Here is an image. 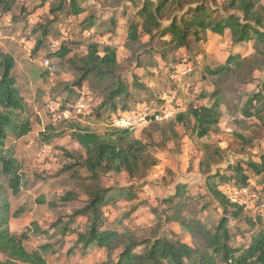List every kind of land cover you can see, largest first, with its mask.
I'll return each instance as SVG.
<instances>
[{"label": "trees", "instance_id": "16d2710c", "mask_svg": "<svg viewBox=\"0 0 264 264\" xmlns=\"http://www.w3.org/2000/svg\"><path fill=\"white\" fill-rule=\"evenodd\" d=\"M47 1L52 19L33 28L32 33L39 35L35 39L32 53L46 51V56L61 61L70 55L65 62L68 63L66 70L73 75V80L64 85V90L69 96L75 95L72 101L60 97L53 101L58 102L60 107L75 102L80 97L78 91L85 81H94V87L100 90V100L89 114L49 123L46 130L40 132L41 138L50 142L63 132H57L56 127L63 124L68 126L70 137L79 145L82 154L73 156L63 152L73 160L72 164H65L64 169L75 171L81 168L86 173L84 179L91 184L85 186L86 199L82 206L73 210L64 221L60 218L51 225L63 237H75L66 253L59 255L61 261L66 262L76 253L84 258L93 250L105 249L106 259L97 264H264V220L260 214L264 208V154H260L257 161H246L245 167L240 164L232 166L229 168L231 174L219 171L212 173L210 162L207 159L201 160L200 169L206 177L205 186L221 211L220 217L217 220L202 219L196 215L187 217L184 211L188 208V201L195 200L196 196L185 195L184 185H179L175 193L163 201L165 208L155 214L157 224L151 238L135 237L121 222L118 225L123 231L114 226H106L103 208L114 205L118 200H134L136 191L133 186L112 188L100 184L102 176L109 173L125 174L128 179L143 177L157 164L158 160L150 151L148 142H153L154 134L163 133L160 123L168 122V130L175 140L179 138L175 129L177 124L185 132L199 138L218 133L227 90L221 82L226 81V78L239 75L242 76L241 81L246 82L252 79L253 72L260 71L263 76L259 87L264 89V6L259 4L260 0H227L221 5L222 13L218 12L217 0H142L139 8L127 18L123 47L129 52L134 67L145 73L154 69L161 78L165 77L164 80H171V85L177 90L175 98L180 100L181 105L188 95L187 90L194 87V81L189 77L202 65L201 53L204 51L201 47L206 31L221 36L229 33L233 45L252 41L253 51L249 57L231 54L221 66L209 70L211 76H216L212 82L213 90L202 92L196 97L208 99L209 104L195 105L189 102L185 108L162 120L150 116L147 120L148 128L143 130L144 133L150 131L146 133L148 142L134 136V127L108 128L100 132L81 125V120H101L105 113L112 126L113 116L128 115L138 106L133 108L134 102L130 103L133 92L128 82L117 73L119 61L115 46L90 42L86 45V53L80 57L72 55L71 48L63 41L56 50H47L45 41L52 36L51 25L61 17L87 14L81 19L80 28L88 34L104 23L97 22V15L89 12L84 0H42L41 5ZM126 1L134 3L133 0ZM16 3L17 0H0V12L10 13ZM24 10L25 7H21V11ZM125 15L126 12L121 11L118 16L113 14L110 17L112 26H108L106 31L111 36L117 35V19ZM190 62L193 71L176 77L178 68ZM15 64L14 57L0 49V264H49L46 255L56 253L52 244L29 247L27 241L32 234L27 231L17 234L10 229V219L19 217L23 208L12 211L9 197L18 196L27 185L23 182L14 143L32 130L31 119L22 116L26 101L16 86L17 80L13 74ZM61 68L54 71L59 74ZM239 76L236 78L240 79ZM138 81L134 75L133 88L144 89ZM185 86L188 87L186 91ZM163 95L159 97L160 103L154 109L161 105ZM245 97L237 110L244 118H255L264 124L263 91L258 90ZM143 104L148 105L146 102ZM46 131L55 134L47 135ZM9 137L13 139V144L7 146L6 140ZM237 138L243 144L248 143L242 134H237ZM206 152L211 157L219 153L217 150L212 151L209 145H206ZM71 176L77 175L72 173ZM258 177L263 187L256 183ZM227 186L247 187L248 193L253 194L251 200L257 210L253 211L246 204L231 200L224 191ZM76 198L74 192L66 191L60 199L67 203ZM203 207L208 208L206 204ZM78 217L86 218L87 222L80 224L77 222ZM167 222L176 223L181 231L190 236L193 244L182 241L171 230L162 229ZM240 224L247 228L241 229ZM31 226L35 234L51 238L47 230L39 229L34 222ZM236 233L243 238L238 246L232 245ZM115 245L119 247H116L118 250L114 254Z\"/></svg>", "mask_w": 264, "mask_h": 264}, {"label": "rangeland", "instance_id": "374dc122", "mask_svg": "<svg viewBox=\"0 0 264 264\" xmlns=\"http://www.w3.org/2000/svg\"><path fill=\"white\" fill-rule=\"evenodd\" d=\"M133 1L134 3L126 0L120 2H116V0H84L89 12L97 15V22H104L103 26L93 28L92 32L88 34L80 28L81 19L87 14L79 17H61L59 21L52 23V36L47 37L45 44L48 51H53L63 41L71 48V54L78 57L86 53V45L90 42L115 46L119 61L117 73L128 82L133 92V99L130 101L131 104L134 102L133 108L139 107L145 102L154 108L160 103V96L175 94L177 90L171 85V80H164L165 77L161 78V75L159 76L154 69L147 73L136 69L129 57V52L123 47L125 21L142 3V0ZM226 1L217 0L219 11L215 10L222 13L221 5ZM41 2L42 0H17L10 13L0 12V49L8 52L15 59L13 74L17 80L16 86L26 101V109L22 116H28L32 123V130L14 143L15 155L23 174V182L27 185L18 196L10 195L9 197L12 211L19 207L23 208V213L19 217L10 219V229L17 234L24 231L32 234L27 241L29 247L45 243L52 244V249L56 253L46 255L49 264H97L106 259L105 249L102 251L93 250L84 258L76 253L66 262H62L59 255L63 256L66 253L75 237L73 235L63 237L56 233L54 227H51L60 218L64 221L73 210L82 206V202L86 199L85 186L91 184L89 180L84 179L86 173L81 168H76L75 171L64 169V165L72 164L73 160L63 152L73 156L82 154L79 145L70 137V131L66 124L56 127L57 132H63L58 137H53L50 142L44 141L40 136V132L46 130L49 123L55 122L51 121L47 112V103L55 100L56 97L71 101L75 97V95L69 96L64 90V85L70 84L73 80V75L66 70L68 63L65 62L67 58H70V55L61 61L56 57L46 56V51L40 50L35 54L32 53L35 39L39 35V33H32L33 28L52 19V14L49 13V1L42 5ZM259 4L264 6V0H260ZM21 7H25V10L21 11ZM121 11H125L126 15L119 16L117 19V35L113 37L106 29L108 26H112L110 17L113 14L118 16ZM164 23L166 24L165 21ZM229 36V33L226 36H221L210 30L206 31L202 45H204L207 54L201 53L203 56L202 65L197 67L194 74L189 77H192L194 87L187 90L188 95L185 96V102L181 108H185L189 102H193L195 105L209 104L208 99L196 98L202 92L208 93L213 90L212 82L216 76H211L209 70L221 66L231 54H240L244 58L251 55L252 41L233 45ZM52 42H55L56 46ZM60 67L62 68L58 74L54 70ZM262 74L260 71H255L251 74L252 79L246 82L241 81L242 76L239 75H234V78H226V81L221 82L222 85H226L227 90L225 91L226 102L222 107L218 133L199 138L195 134L185 132L177 124L175 129L179 138L175 140L168 130V122H163L160 123L163 133L154 134L153 142L149 143L146 133L150 131L147 130L146 133L143 131L148 128L149 122H140L135 125L134 136L148 142L150 151L158 161L143 177L128 179L125 174L114 173L102 176L100 184L104 187L133 186L136 191L134 200H118L114 205L103 208L106 226H114L119 231H123L118 225L121 222L130 232H133L135 237L151 238L153 231L156 230L155 214L165 208L166 205L163 201L172 196L179 185H184L185 195L196 196L195 200L188 201V208L184 211L187 217L196 215L202 219L217 220L221 211L207 191L206 177L200 169V161L207 159L210 162L212 173L219 171L231 174L232 171L229 168L232 166L240 164L245 167L246 161H257L259 155L264 154V124L255 118H244L237 110L247 94L262 90L264 95V89L259 87ZM134 75L138 77L140 80L138 82L143 84L144 89L133 88ZM238 76L240 79L236 78ZM196 84L199 86L197 87ZM82 90L89 94L92 102L100 100V90L96 86L94 87V81H85L78 92ZM90 102L86 101L87 104ZM102 116L101 120L91 118L90 120H81L80 123L100 132L114 128L110 126V119L106 118L107 115L103 113ZM46 134L52 135L55 132L46 131ZM237 134H242L248 143L243 144L237 138ZM6 144L7 146L13 144V139L9 137ZM206 145L211 146L212 151L217 150L219 153L213 157L207 155ZM72 173L77 176H71ZM256 183L263 187L259 177ZM66 191L74 192L77 200L63 202L60 198ZM262 198H264L263 194ZM204 204L208 208L203 207ZM32 222L39 229L47 230V235H51V238L35 234L36 231L31 226ZM77 222L85 224L87 219L78 217ZM232 224L238 225L239 223L232 222ZM240 226L241 229L247 228L244 224H240ZM162 229L171 230L177 233L182 241L193 244L190 236L181 231L174 222L164 223ZM242 242L243 238L236 233L232 245L238 246ZM117 246L115 245L113 250L114 254L118 250Z\"/></svg>", "mask_w": 264, "mask_h": 264}, {"label": "built area", "instance_id": "2783aa9c", "mask_svg": "<svg viewBox=\"0 0 264 264\" xmlns=\"http://www.w3.org/2000/svg\"><path fill=\"white\" fill-rule=\"evenodd\" d=\"M52 43L54 46H56L55 42ZM192 71V62L184 63L178 68L175 76H185L187 74H190ZM187 88L188 87L185 86L184 89L186 90ZM86 101L91 102L87 104ZM96 103L97 102H92L91 97L86 93L85 90H82L80 92V97L75 102L68 104L65 107H60L58 102L49 101L47 103V112L50 115L51 120L55 122L70 117L80 118L81 116L89 114L95 107ZM181 106L182 105L180 100L175 98L174 94H164L163 101L157 109H154L147 104H141L137 109L132 110L128 115L113 116L111 125L114 128H133L140 122H146L148 118H150V116H154L156 120L169 118L176 112L180 111L182 109ZM224 191L231 198V200L246 204V207L253 211L257 210V207L254 206L250 198L253 196V194L248 193L247 187L234 188L227 186L224 188ZM260 214L264 220V208L261 209Z\"/></svg>", "mask_w": 264, "mask_h": 264}, {"label": "crops", "instance_id": "0c3cea01", "mask_svg": "<svg viewBox=\"0 0 264 264\" xmlns=\"http://www.w3.org/2000/svg\"><path fill=\"white\" fill-rule=\"evenodd\" d=\"M201 48L203 49L204 53H205V54H207V51H205L204 45H202V47H201ZM196 86L198 87L199 85H198V84H196ZM185 91H186V90H185Z\"/></svg>", "mask_w": 264, "mask_h": 264}]
</instances>
